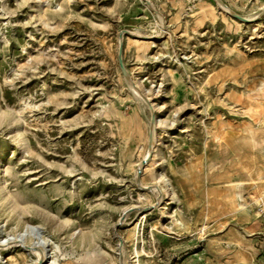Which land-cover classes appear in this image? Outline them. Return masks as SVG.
Here are the masks:
<instances>
[{"label":"rangeland","instance_id":"rangeland-1","mask_svg":"<svg viewBox=\"0 0 264 264\" xmlns=\"http://www.w3.org/2000/svg\"><path fill=\"white\" fill-rule=\"evenodd\" d=\"M259 205L264 0H0V264H260Z\"/></svg>","mask_w":264,"mask_h":264},{"label":"bare ground","instance_id":"bare-ground-1","mask_svg":"<svg viewBox=\"0 0 264 264\" xmlns=\"http://www.w3.org/2000/svg\"><path fill=\"white\" fill-rule=\"evenodd\" d=\"M136 95L139 96L140 94L136 93ZM153 120L154 121L151 124V134L149 136L150 149H148V152L146 153L144 159L138 164V171L136 172V178L138 179V184L141 187H143V185H142V182L140 180V173L144 171L147 163L150 161V158H151V155H152V151H153V146H154V143H155V140H156V134H155V123H156L155 120L156 119L154 118ZM209 193H211L212 195L219 196V193L217 192L215 187L209 188ZM243 218H246L247 220H249L247 218L246 214L243 216ZM252 224H253V227H259L260 226L259 219H256L255 221H252ZM14 244H17V242L16 243L14 242ZM21 244L24 245L23 243H21ZM33 252H34V254L37 257V260H36L35 264H43L45 261L48 260L49 253L45 249H43V248H34ZM262 264H264V262Z\"/></svg>","mask_w":264,"mask_h":264},{"label":"built area","instance_id":"built-area-1","mask_svg":"<svg viewBox=\"0 0 264 264\" xmlns=\"http://www.w3.org/2000/svg\"><path fill=\"white\" fill-rule=\"evenodd\" d=\"M257 214L261 220V231L258 234L262 242V253H263V259H264V205H259L257 207Z\"/></svg>","mask_w":264,"mask_h":264},{"label":"crops","instance_id":"crops-1","mask_svg":"<svg viewBox=\"0 0 264 264\" xmlns=\"http://www.w3.org/2000/svg\"><path fill=\"white\" fill-rule=\"evenodd\" d=\"M256 219H254L253 221H255ZM237 222L240 223V224H243L244 228L249 232V233H253L257 230H259L260 226L259 227H253V224L252 222L248 223L247 221H243V220H240L239 218L237 219ZM261 231V230H260ZM260 231H258L257 233H259ZM252 247L254 249V251H256L258 253V249L256 248V246L254 244H252ZM254 251H253V256H254ZM263 262H260V264H262ZM253 264H256V259H255V256H254V263Z\"/></svg>","mask_w":264,"mask_h":264}]
</instances>
